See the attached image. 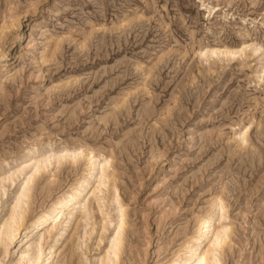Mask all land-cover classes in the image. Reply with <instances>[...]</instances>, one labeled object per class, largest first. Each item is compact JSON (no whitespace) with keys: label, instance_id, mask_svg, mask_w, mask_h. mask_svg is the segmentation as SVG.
Returning a JSON list of instances; mask_svg holds the SVG:
<instances>
[{"label":"rangeland","instance_id":"1","mask_svg":"<svg viewBox=\"0 0 264 264\" xmlns=\"http://www.w3.org/2000/svg\"><path fill=\"white\" fill-rule=\"evenodd\" d=\"M28 28L0 72V179L54 154L28 192L30 220L82 177L85 153L62 150L111 159L105 199L46 235V249L65 243L53 263L100 264L116 189L117 264H167L213 198L225 217L212 223L231 228L221 264H264V0H0V49ZM21 179L0 195V226ZM19 257L10 247L0 264Z\"/></svg>","mask_w":264,"mask_h":264},{"label":"bare ground","instance_id":"2","mask_svg":"<svg viewBox=\"0 0 264 264\" xmlns=\"http://www.w3.org/2000/svg\"><path fill=\"white\" fill-rule=\"evenodd\" d=\"M29 30L30 28L26 31L22 29L15 36L12 45L5 49H0V72L6 65L12 64L17 58L18 53L26 47L24 43L25 38L28 37ZM209 50L212 54L221 51L219 48ZM224 51L229 54L239 52L238 49L228 48ZM25 53L27 54L28 51ZM78 150L80 152L73 155L70 153L76 150H62L58 154L57 159L62 161L70 157L74 161L85 153L84 156L87 157L86 168L82 173V177L77 178L74 183L70 184V188L60 194L54 202L52 201L53 203H51L47 210L45 209L46 211L37 212L38 214L33 217L31 216L32 218L30 220H27V214L29 212L27 205L29 204L27 202L28 192L34 178L40 170L51 164V159L54 154L36 156L30 163L19 167L8 175H4L0 179V195L5 196L6 187H12L18 181L17 179L22 178L17 190L12 196L11 206L7 207L6 216L3 218L0 226V255L2 254L3 258L7 256L9 248L11 247L20 255L15 261V264L23 263L24 258H27V264H54L56 252L65 243H60L55 240L46 249L44 247L46 235H51L61 219H66V214L71 219L74 216L73 214H75L76 208L86 209L90 201H102L105 199L104 188L107 184L106 173L108 166L111 164V159L104 157L102 154L87 151L86 149ZM6 182H8V186L5 184ZM118 199L119 196L115 189L111 195L110 202L112 209L115 211L114 219L111 220V222H114V229L108 241V247L104 250V255L100 259V264H117L120 253L122 252L121 248L123 247L122 243L125 234V214ZM6 202L8 201L4 200L2 202L0 209L3 208L2 210H5ZM103 210L99 209L101 213H103ZM206 212H202L203 215L199 216V218L197 217V226L193 233L183 241L180 248L175 252L173 251L174 253L167 260V264H221L223 262H221L219 253L223 250L224 244L227 242L229 235H231V228L225 223L217 225L212 223L217 215L220 219L225 217V206L222 199L213 198L211 209ZM109 213H105V217H110ZM84 218H87V214L81 215V219ZM106 223L103 220L102 233L105 232ZM83 228L84 233H86V224L83 225Z\"/></svg>","mask_w":264,"mask_h":264}]
</instances>
